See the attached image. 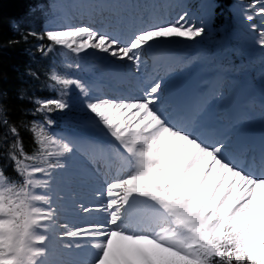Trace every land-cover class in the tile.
I'll list each match as a JSON object with an SVG mask.
<instances>
[{"label": "snow or ice", "instance_id": "6c2138e0", "mask_svg": "<svg viewBox=\"0 0 264 264\" xmlns=\"http://www.w3.org/2000/svg\"><path fill=\"white\" fill-rule=\"evenodd\" d=\"M140 7L112 6L101 28L60 26L53 18L22 37L34 38L44 57L94 50L107 68L92 80L50 68L57 95L31 101V154L0 102V146L17 175L0 167V264H264V134L253 137L215 112L225 99L220 80L203 87L180 80L189 61L163 75L146 72L147 55L175 39L195 42L208 29L187 11L144 23ZM250 7L248 22L264 16V0ZM255 42L264 49V27ZM106 75L137 86L109 94ZM74 107L82 131L56 134L51 114ZM106 152L118 161L114 174L76 163Z\"/></svg>", "mask_w": 264, "mask_h": 264}, {"label": "trees", "instance_id": "16d2710c", "mask_svg": "<svg viewBox=\"0 0 264 264\" xmlns=\"http://www.w3.org/2000/svg\"><path fill=\"white\" fill-rule=\"evenodd\" d=\"M34 0H0V102L10 111L11 120L16 123L23 141L24 150L29 154L36 150L32 134L27 130L34 119L32 110L35 105L32 99L44 95L45 88L41 80L49 72V61L53 54L44 57L35 50L38 43L29 36L27 41L22 39L29 32L40 33L45 27L37 28L35 17L27 18V7ZM228 4L234 0H225ZM228 14V12L226 11ZM11 40L19 41L9 46ZM36 73L34 78L30 73ZM23 96V99L20 97ZM42 118V117H37ZM6 147L0 146V160L4 165L6 175L16 173L9 166ZM17 179V177H15Z\"/></svg>", "mask_w": 264, "mask_h": 264}, {"label": "rangeland", "instance_id": "374dc122", "mask_svg": "<svg viewBox=\"0 0 264 264\" xmlns=\"http://www.w3.org/2000/svg\"><path fill=\"white\" fill-rule=\"evenodd\" d=\"M193 2H194V5H195L196 8H200L201 6H203L204 3H208V4L212 5V8H210V11H209V15L203 14V15H201L202 18L199 21H197L198 25L200 24L201 21H204L207 29L208 30L211 29L212 25H211V22L209 20L211 18L213 19L215 17V15H216L215 12H216V7H217V1L216 0H193ZM239 3H240V5L237 8L235 7V9H237L236 12L240 11L241 15H235V20L237 22L238 21L244 22L246 20V19H244L246 14H254L255 13V8L250 7V5L253 4V0H249L248 3H245V1L240 0ZM259 6L260 5H256L257 8ZM254 20L256 21L257 30L254 31V33H252L250 35V37H249L250 39H253V38L257 37L258 33H259V29L261 27H264V16H255ZM199 39L203 40L204 38H197V40H199ZM245 47H249V46L245 45ZM263 60H262V62L260 64V68L262 70H264V61ZM262 99L264 100V97Z\"/></svg>", "mask_w": 264, "mask_h": 264}, {"label": "bare ground", "instance_id": "6f19581e", "mask_svg": "<svg viewBox=\"0 0 264 264\" xmlns=\"http://www.w3.org/2000/svg\"><path fill=\"white\" fill-rule=\"evenodd\" d=\"M208 5H204L203 8H199L197 12L200 13V14H203V12L207 8H209ZM169 47L177 48L180 51H182V50L187 51L190 48V44L187 41H185V40H178V41L171 42V44L169 45Z\"/></svg>", "mask_w": 264, "mask_h": 264}]
</instances>
